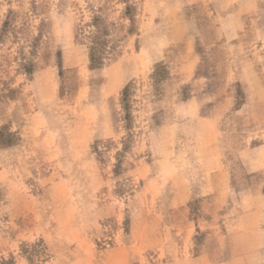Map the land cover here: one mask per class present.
I'll use <instances>...</instances> for the list:
<instances>
[{
    "label": "rangeland",
    "instance_id": "374dc122",
    "mask_svg": "<svg viewBox=\"0 0 264 264\" xmlns=\"http://www.w3.org/2000/svg\"><path fill=\"white\" fill-rule=\"evenodd\" d=\"M0 264H264V0H0Z\"/></svg>",
    "mask_w": 264,
    "mask_h": 264
},
{
    "label": "trees",
    "instance_id": "16d2710c",
    "mask_svg": "<svg viewBox=\"0 0 264 264\" xmlns=\"http://www.w3.org/2000/svg\"><path fill=\"white\" fill-rule=\"evenodd\" d=\"M90 58H91V61H93L95 63H98L100 61L99 57L96 56V54L93 55V53H91Z\"/></svg>",
    "mask_w": 264,
    "mask_h": 264
}]
</instances>
